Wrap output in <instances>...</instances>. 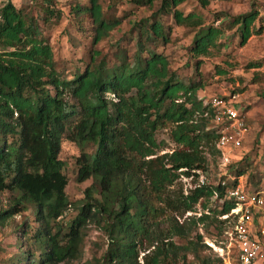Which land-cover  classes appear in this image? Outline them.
I'll return each mask as SVG.
<instances>
[{
	"label": "trees",
	"instance_id": "obj_1",
	"mask_svg": "<svg viewBox=\"0 0 264 264\" xmlns=\"http://www.w3.org/2000/svg\"><path fill=\"white\" fill-rule=\"evenodd\" d=\"M155 1L141 2L153 6ZM160 1L149 22L139 25L132 57L120 50L113 61L93 50L85 68L71 74L58 68L34 14L12 0L0 9V45L11 49L0 53V192L15 195L11 206L0 210V224L28 208L34 212L33 221L24 220L16 229L20 246L25 244L16 264L78 259L84 229L95 219L110 238L103 264H142L143 241L155 244L159 223L169 213V187L181 175L208 171L205 147L216 146L220 136V128L213 126L215 108L197 96L200 82L186 83L170 70L164 54L147 46L157 39L170 41L159 19L162 14L173 15L178 24L201 20L178 9L185 0ZM212 1L216 0L200 3L206 7ZM46 3L47 15L58 16L52 1ZM73 12L91 18L95 43L120 23L105 16L101 0H89V6L77 4ZM259 16V10L252 9L233 19L242 43L252 35ZM221 34L216 26L200 30L192 54H207ZM162 129H168L171 139L182 147L163 160L149 158L161 147L157 135ZM65 140L81 146L94 144L93 150L82 151L77 158L78 181L92 179L93 183L86 188L80 212L67 231L59 222L70 205L69 179L60 158ZM247 169L236 164L235 179L222 176L216 185L201 184L181 204L186 211L193 210L201 198L215 196L220 207L215 211L230 213L237 199L229 190L239 177L246 176L247 186L255 181V174L248 175ZM209 218L202 214L199 220ZM215 221L221 222L218 217ZM174 234L185 236L178 227ZM195 239L183 246L161 240L153 254L145 255V263L185 264L192 254L200 264H223L219 256H202L203 250L210 249L203 234L197 233Z\"/></svg>",
	"mask_w": 264,
	"mask_h": 264
},
{
	"label": "rangeland",
	"instance_id": "obj_2",
	"mask_svg": "<svg viewBox=\"0 0 264 264\" xmlns=\"http://www.w3.org/2000/svg\"><path fill=\"white\" fill-rule=\"evenodd\" d=\"M8 0H0V9ZM24 12L34 14L41 33L52 46L57 66L66 74L77 69L83 70L91 60L93 50H99L101 56L109 60H117L116 54L120 50L126 51L132 57L137 50L139 25L152 18L153 13L159 10L161 1L156 0L153 6L142 0H101L105 16L109 19H119L120 23L109 31L101 41H93L95 27L89 16H78L73 12L77 4L89 6V0H51L58 16L47 15V0H12ZM184 15L195 14L197 19L177 23L173 15L162 14L159 19L164 24L170 41L157 39L147 44L150 49L164 54L169 59V68L176 72L186 83L202 86L197 92L199 98L210 102L216 97L232 98L241 108L245 121L249 126L248 133L236 147L230 151L231 162L221 168L222 149L218 146L205 147L208 156V171H196L191 176L181 177L169 187V213L160 221L156 231V241L151 245L143 241V250L139 262L145 263V255L153 254L155 245L161 240L166 243L172 241L179 246L188 244L189 240H196L197 233L203 234L204 243L210 249L202 251V256L216 258L218 252L215 247L224 246L226 231L230 230L236 218L234 216L219 215L215 196L211 199L201 198L193 210H185L182 201L201 184L216 185L222 176L232 179L234 166L240 164L248 167L247 174H255V181L246 185V176L241 178L246 191L255 189L264 194V0H229L212 1L203 7L200 0H185L178 6ZM252 9L259 10L260 16L253 25V33L246 43L241 42L240 31L233 19ZM210 26L220 27L222 34L215 46H211L207 54L194 56L192 47L200 30ZM263 28L260 31V27ZM10 48L0 45V53ZM213 126L217 127L213 121ZM160 148L149 158L165 159L166 155L175 149L181 148L171 139L168 129H162L157 135ZM94 144L79 145L65 140L60 153L64 161V172L69 184L66 188L70 205L59 218L61 226L67 231L71 221L79 214L85 200V190L92 185V179L78 181L77 158L82 151L93 150ZM219 150V152H218ZM234 170V171H233ZM14 194L8 191L0 192V210L11 206ZM253 214L256 225L259 227L264 216L262 209L254 208ZM208 214L209 219L202 222L199 217ZM33 208L16 214L6 222L0 224V264H16L24 250L16 229L24 220L33 221ZM219 218L221 222L215 221ZM176 227L182 228L185 236L174 234ZM83 251L78 259L61 264H103V258L110 246V238L105 229L97 220L90 221L84 229ZM158 236V239H157ZM170 238H167L169 237ZM192 254L188 255L185 264H200ZM182 264V262L178 263ZM217 264V263H214ZM258 264H264V251L259 257Z\"/></svg>",
	"mask_w": 264,
	"mask_h": 264
},
{
	"label": "built area",
	"instance_id": "obj_3",
	"mask_svg": "<svg viewBox=\"0 0 264 264\" xmlns=\"http://www.w3.org/2000/svg\"><path fill=\"white\" fill-rule=\"evenodd\" d=\"M215 108L214 123L220 128L218 146L222 149L221 168L231 162L230 149L239 145L248 133L249 126L241 108L232 98L216 97L212 100ZM234 169V168H233ZM239 177V183L229 190V195L237 199V206L227 216H234L233 227L226 231L225 245L215 247L223 264H258L264 251V216L258 227L253 214L254 208L264 207L263 191L248 192ZM235 179V176H231Z\"/></svg>",
	"mask_w": 264,
	"mask_h": 264
},
{
	"label": "crops",
	"instance_id": "obj_4",
	"mask_svg": "<svg viewBox=\"0 0 264 264\" xmlns=\"http://www.w3.org/2000/svg\"><path fill=\"white\" fill-rule=\"evenodd\" d=\"M258 191H261V190H258Z\"/></svg>",
	"mask_w": 264,
	"mask_h": 264
}]
</instances>
